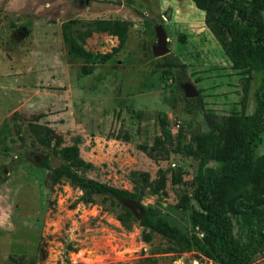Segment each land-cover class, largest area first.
<instances>
[{
    "label": "rangeland",
    "instance_id": "374dc122",
    "mask_svg": "<svg viewBox=\"0 0 264 264\" xmlns=\"http://www.w3.org/2000/svg\"><path fill=\"white\" fill-rule=\"evenodd\" d=\"M160 6L164 11L158 13ZM102 18L131 22L124 45L117 36L95 30L93 21ZM35 20L40 33L33 38ZM67 21L65 36L96 57L67 53L70 43L62 30ZM58 22L56 29L52 23ZM158 23L168 33L169 56L185 64L184 72L152 53ZM49 26L46 34L59 35L52 43L44 38ZM38 39L41 45L35 48ZM85 64L93 65L90 73ZM183 80L195 84L201 107L185 100ZM261 83L262 74L254 72L247 114L254 111ZM244 84L245 75L232 67L205 24V12L192 0H0V264H220L197 250L165 252L167 241L158 234L144 241L139 219L124 226L119 207L78 202L82 192L68 182L49 189L48 170L37 157L51 154L53 166L62 160L35 143L28 121L43 113L40 122L56 131L62 146L77 142L82 158L94 165L84 175L138 191L154 215L202 236L191 222L195 202L178 206L179 191L188 185L172 182L178 171L191 182L199 160L173 152L168 160L154 161L139 144H152L161 134L162 111L169 114L176 142L211 131L208 117L220 120L242 111ZM117 134L131 140L114 138ZM255 149L264 153V133ZM159 169L168 172L165 191L155 190ZM132 171L149 172V182L136 184ZM251 264H264V251Z\"/></svg>",
    "mask_w": 264,
    "mask_h": 264
},
{
    "label": "trees",
    "instance_id": "16d2710c",
    "mask_svg": "<svg viewBox=\"0 0 264 264\" xmlns=\"http://www.w3.org/2000/svg\"><path fill=\"white\" fill-rule=\"evenodd\" d=\"M192 1L205 12V24L221 44L232 67L245 75L242 111L220 120L208 117L212 130L195 133L188 143L176 142L169 114L162 111L159 113L161 134L152 144L141 143L139 148L154 161L168 160L173 152L186 153L199 160L198 172L191 182L183 180L182 171L172 173V182L188 185L179 191L178 206L187 208L191 201L195 202L191 222L199 227L202 236L185 233L166 219L154 215L142 204V195L138 191L112 186L84 175L83 171L94 165L82 158L77 142L62 146L63 139L55 137L56 131L40 122L43 113L32 115L28 126L35 143L51 149L62 160L53 166L48 153L38 163L48 170L44 181L49 189L54 190L57 185L68 182L81 190L78 202L109 204V208L114 210L119 207L117 217L126 227H130V222L137 217L120 199L138 200L146 209V214L140 219L144 241L151 242L158 234L167 241L165 252L197 250L220 264H251L264 251V153L257 154L255 149L264 133V0ZM68 22L62 25L65 40L70 43L67 53L83 59L96 57L97 54L84 49L76 39L65 36L70 28ZM93 25L97 31L117 36L121 46L128 39L131 22L102 18L94 20ZM169 54L162 56L168 60L167 65L172 70L184 72L185 64ZM92 66L85 64L83 70L90 73ZM254 72L262 74V83L256 92L254 111L247 114ZM184 98L191 104L202 106L200 95ZM114 138L131 140L128 134H117ZM212 161L221 165L214 167L210 164ZM167 173V170H158L155 190L165 191ZM131 176L136 184L140 179L145 183L150 180L147 171H132Z\"/></svg>",
    "mask_w": 264,
    "mask_h": 264
},
{
    "label": "water",
    "instance_id": "95a60500",
    "mask_svg": "<svg viewBox=\"0 0 264 264\" xmlns=\"http://www.w3.org/2000/svg\"><path fill=\"white\" fill-rule=\"evenodd\" d=\"M86 2L88 3L89 0H86ZM155 29L157 42L152 45V53L156 57H161L170 53L172 49L170 47L169 36L164 27V24L158 23ZM179 84L186 97L193 98L199 95V91L193 82L189 80H183ZM42 158V156L37 157V161H41ZM120 201L123 205L130 208L139 220L142 219L146 214V209L140 204L138 200L120 199Z\"/></svg>",
    "mask_w": 264,
    "mask_h": 264
},
{
    "label": "crops",
    "instance_id": "0c3cea01",
    "mask_svg": "<svg viewBox=\"0 0 264 264\" xmlns=\"http://www.w3.org/2000/svg\"><path fill=\"white\" fill-rule=\"evenodd\" d=\"M180 2V1H179ZM105 9H109V10H114V9H110V8H105ZM158 13L159 12H163L164 11V7L163 6H160V7H158ZM166 13H168V12H166L165 11V15H166ZM35 22V29L33 30V38L35 37V35L37 34V33H40L39 32V29H37V27H39V25L38 24H40V22L39 21H34ZM37 22V23H36ZM54 26H55V28L57 29L58 27H60L62 24L61 23H52ZM61 28V27H60ZM50 29V26L49 27H45V31H44V38H46L47 37V41L48 42H50V43H52L53 41H51V40H53V38H55L54 40H58V36L59 35H57V34H55L54 33V35H48V34H46V33H48V30ZM104 32V31H103ZM106 32V31H105ZM53 34V33H52ZM33 42H35V39L33 40ZM39 39H38V44L37 43H34V47L36 48V47H40L39 45H41V44H39ZM35 52V51H34Z\"/></svg>",
    "mask_w": 264,
    "mask_h": 264
}]
</instances>
